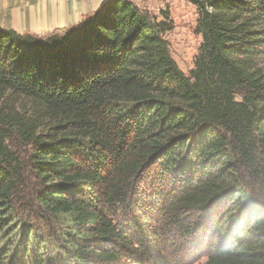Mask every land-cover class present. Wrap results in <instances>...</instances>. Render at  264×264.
I'll return each mask as SVG.
<instances>
[{"label": "trees", "instance_id": "obj_1", "mask_svg": "<svg viewBox=\"0 0 264 264\" xmlns=\"http://www.w3.org/2000/svg\"><path fill=\"white\" fill-rule=\"evenodd\" d=\"M187 1L202 40L187 76L166 22L129 0L45 37L0 29V264H169L150 258L154 233L128 240L98 212L150 206L155 169L203 264H264V74L249 68L264 0Z\"/></svg>", "mask_w": 264, "mask_h": 264}, {"label": "rangeland", "instance_id": "obj_2", "mask_svg": "<svg viewBox=\"0 0 264 264\" xmlns=\"http://www.w3.org/2000/svg\"><path fill=\"white\" fill-rule=\"evenodd\" d=\"M129 1L153 19L166 22L169 31L165 34V39L171 57L180 71L187 76L193 69L194 58L198 54L202 41L201 36L195 33L198 18L197 8L187 0ZM249 68L252 71L264 74V55L249 59ZM153 173L150 182H148V194L145 197L146 201L151 202L150 206L141 207V205H137V207L132 206L131 208H110L103 206L101 203L98 206V212L107 221L111 222L116 230H123L128 240L132 238L135 241L139 236L154 233L153 237L145 236L142 238L149 247L150 258L159 257V259L166 260L169 264H203L205 258L200 256L202 254L194 248L188 247L189 243L180 241L173 229V224L169 222L164 213L163 203L176 195L178 190H175L172 185L165 181V175L162 174V171L155 169ZM29 183L35 186L31 180ZM142 201L140 199L138 204ZM173 233H176V235L173 236ZM113 244L115 248L121 247L118 242H113ZM132 247L133 250L130 253L137 255L134 259L148 260L145 256L142 257L137 253V244ZM55 249H58V246ZM134 251L136 252L134 253ZM65 254L62 251V254L59 252L58 256L63 257ZM134 259L133 261L136 262ZM117 264L130 263L127 260H122Z\"/></svg>", "mask_w": 264, "mask_h": 264}, {"label": "crops", "instance_id": "obj_3", "mask_svg": "<svg viewBox=\"0 0 264 264\" xmlns=\"http://www.w3.org/2000/svg\"><path fill=\"white\" fill-rule=\"evenodd\" d=\"M106 0H0V29L45 37L78 26Z\"/></svg>", "mask_w": 264, "mask_h": 264}, {"label": "built area", "instance_id": "obj_4", "mask_svg": "<svg viewBox=\"0 0 264 264\" xmlns=\"http://www.w3.org/2000/svg\"><path fill=\"white\" fill-rule=\"evenodd\" d=\"M72 1H79V2H83V1H86V0H72Z\"/></svg>", "mask_w": 264, "mask_h": 264}]
</instances>
